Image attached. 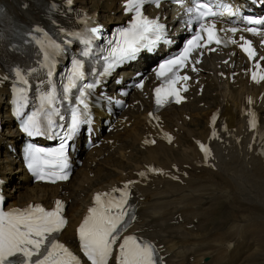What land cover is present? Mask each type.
Wrapping results in <instances>:
<instances>
[{
	"label": "bare ground",
	"instance_id": "bare-ground-1",
	"mask_svg": "<svg viewBox=\"0 0 264 264\" xmlns=\"http://www.w3.org/2000/svg\"><path fill=\"white\" fill-rule=\"evenodd\" d=\"M14 1L20 3L22 0ZM40 1L41 6L46 8L48 0ZM77 1H80L81 5L89 2ZM0 4L14 18L24 23H30L33 18H38V15L27 16L13 7L12 0H0ZM106 5L105 7L101 5L102 15L99 16L105 23H109L117 16L118 9L115 2L109 4L106 2ZM97 7L99 10V5ZM110 11L114 12V16L107 15ZM104 12L106 14H103ZM207 64L216 71L217 57H212ZM3 76H6V71L0 61V80ZM202 81L205 82L202 98H194L188 104H181L179 107L168 108L162 112V126L174 133L171 144L161 139L155 145L143 144L144 138L148 137L146 133L150 132L157 136L158 133L146 122V112L139 110L136 113L131 112L127 120L130 124L125 123L123 130L124 136L129 135L128 138L124 137L127 143L122 144V148L115 154L118 162L104 158L98 160V164L102 163V166H92L91 163L103 151L98 149L95 153L89 152L86 166L78 170L77 183L70 187L67 184L52 186L29 183V178L20 167H16L17 160L11 157V153L6 148V143L17 141L18 133L13 129L6 131L0 138V146L3 140H7L5 149L2 151L0 148V171L8 182L5 188L6 206L13 204L23 206L29 202H42L51 206L55 198H64L67 202L68 224L60 238L74 245V227L89 203L92 191L105 189L118 180L137 178L140 176L139 173H144L149 181L146 183L145 204L140 210V219L135 227L144 231H158L166 251L169 252L170 264H198L192 246L206 243L214 245L210 252L213 255L217 254L220 264L256 263L251 261L258 259L261 254L262 250L255 249L258 248L256 242L261 240L260 235L264 231L261 230L264 228V210H262L264 209V144L259 140V131L252 140V133L247 130L242 105L246 108L256 106L255 100L264 91V84H248L247 79L240 74L232 82L228 81V77L220 80L213 76ZM6 94L7 88H0L2 102V97ZM249 95L251 103L245 101V98L248 100ZM202 101L204 107L199 108L196 104ZM261 107L259 104V108ZM215 109L220 110V115L212 125L218 134L217 138L210 141L215 150L216 168L213 170L210 167H196L195 164L200 160L201 154L197 151L193 137L205 138L208 135L211 129L208 116ZM4 122L8 127L10 126L11 119L8 115ZM175 127L176 131H174ZM117 138L119 141L122 136ZM174 143L177 147H174ZM132 155L135 158L129 159ZM128 162L130 165L125 164ZM174 165L178 166L176 173L181 181L148 173L151 166L164 167L172 172ZM114 166H117L115 170L119 172L116 177L113 175L114 172L109 174L100 172L102 167ZM11 180H15L13 185H10ZM82 193H85V196L82 197ZM218 198L228 203L234 201L241 213L236 215L233 207L223 205L220 208L221 203L217 202ZM253 212L261 218L248 216ZM221 215L225 216L224 220ZM241 215L244 216L243 221L224 224ZM188 225L191 227L189 228ZM231 241V248L226 250L230 247ZM254 245L256 247H253ZM262 248L264 247L259 250ZM252 249L253 254L250 253L253 252ZM241 253V258L237 259Z\"/></svg>",
	"mask_w": 264,
	"mask_h": 264
},
{
	"label": "snow or ice",
	"instance_id": "snow-or-ice-1",
	"mask_svg": "<svg viewBox=\"0 0 264 264\" xmlns=\"http://www.w3.org/2000/svg\"><path fill=\"white\" fill-rule=\"evenodd\" d=\"M145 2H154L159 6V0H127L125 10L128 12L134 11L136 15L133 17L129 28L121 29L119 35L122 37V41L118 40L116 46L112 49L111 56L113 60L105 71L110 70L119 62L131 58L144 46L142 44L143 41L147 40L149 43H152L153 41L149 39L150 35H155L157 39L160 38L164 26L143 14L141 6ZM68 3L70 4L71 0H68ZM189 3L195 5V7L187 8V11L189 13H196L192 18L196 21L205 20L208 16L215 15V12L210 9L207 3H201L200 0H189ZM202 9H206V11ZM249 22L252 24L264 23L261 20L251 19ZM199 27L201 31L207 32L208 43L215 41L219 44L222 42L212 30L215 25L206 28L205 24L201 23ZM246 30L254 34L259 32L255 28H247ZM89 31L92 37L95 38L98 28L92 27ZM229 31L235 33L237 29L231 28ZM201 39L200 33L197 32L178 56L160 65V69L156 72L157 77L168 76L169 73H174L177 65L182 66L189 59V55L194 48L204 47V45L199 43ZM241 39L243 40L244 38L241 37ZM83 43L86 45L90 44L91 40H84ZM232 43H235V41H232ZM51 46L59 48V45L54 42ZM240 47L248 55L249 59H252L254 50L251 48V43L245 41ZM84 55H87V52ZM81 67L82 65L79 60L74 62L72 76L69 77L70 87H76L75 81L83 78ZM17 76L23 80V76L19 71L17 72ZM252 78L259 83L260 80H264V75H261L257 79V75L253 73ZM181 79L187 80L188 77L184 76ZM165 83L169 86L167 90L163 85L154 90L156 104L162 105L165 102L166 96L173 94L177 96L176 102L179 103L180 97L176 89L172 87L175 81L169 77ZM136 86L142 87V84H137ZM68 90L69 88L66 87L65 91ZM52 99L53 95L50 92L42 97V100L45 102H50ZM80 102L84 103L83 100ZM17 113L19 114V109ZM48 123L50 126L52 125L51 120ZM80 123V112L73 110L69 136L76 131ZM21 128L22 131L30 136L43 134L35 113L22 121ZM169 141H171V137H169ZM147 142L145 141V143ZM152 143H155V141H152ZM200 148L205 152L207 157L208 149L205 145L200 144ZM40 153H44L46 157L51 158L44 159L43 161L44 165L50 169L47 172L44 167H39L41 160ZM28 167L34 172L39 171L37 179H48L52 183H55L57 180H67L69 173L66 170L70 166L65 156V143L62 142L56 150L46 152L43 149H37L34 152H30ZM139 175L143 176L144 173H139ZM125 188H127V185H125ZM113 191L116 190L114 189ZM105 195L108 194H96L94 202L98 207H90L88 209V215L85 216L78 228L81 249L91 261V264H107L108 257L112 254V246L117 243L119 233L127 224L125 217L129 216L128 211L123 207L124 203H126V193L123 194L124 199L121 201L113 202L110 200L108 207H105L104 201L101 199ZM55 205V209L51 211L45 210L40 205H28L24 209H12L7 212L0 211V264H79L77 257L63 244L57 243L54 239V234L58 233L66 224L65 218L61 215L63 203L57 200L55 201ZM113 208H118L120 211L114 214L112 212ZM130 218L135 219L134 216ZM61 252L64 254L63 256L60 255ZM117 264H156L154 247L150 243L137 241L132 236L124 237L119 243Z\"/></svg>",
	"mask_w": 264,
	"mask_h": 264
},
{
	"label": "rangeland",
	"instance_id": "rangeland-1",
	"mask_svg": "<svg viewBox=\"0 0 264 264\" xmlns=\"http://www.w3.org/2000/svg\"><path fill=\"white\" fill-rule=\"evenodd\" d=\"M202 103H204V101H202ZM222 204L224 205V206H228V207H233L235 210H236V212H235V214L236 215H238V214H240L241 212L237 209V206H236V203L234 202V201H231V203H228L227 201H224V202H222ZM262 209V208H261ZM262 210H264V209H262ZM252 214H254L255 215V213L253 212V213H251L250 215H248V216H252V217H259L258 215H255V216H253ZM217 217H220V216H217ZM223 217H225L224 215H223ZM251 217V218H252ZM240 218H243V216L241 215V216H237V218H233V219H236L235 221H238V219H240ZM259 218H261V217H259ZM264 227V226H263ZM264 228H262L261 230H263ZM261 236V240L259 241V242H256V244H257V247L258 248H256L255 250L256 251H261V250H263L264 248H262V249H260L259 250V248H261V247H264V241H263V237H264V231H262V234L260 235ZM259 236V237H260ZM263 236V237H262ZM253 250V249H252ZM250 253H254V250H253V252L251 251ZM263 258H264V250L263 251H261V255L259 256V259L257 260V261H260L259 263H256V264H264V261H262L263 260ZM250 264H254V263H250Z\"/></svg>",
	"mask_w": 264,
	"mask_h": 264
}]
</instances>
